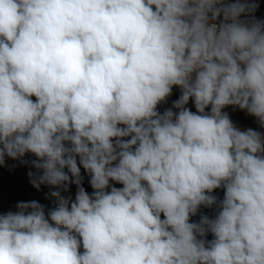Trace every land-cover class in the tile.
Returning a JSON list of instances; mask_svg holds the SVG:
<instances>
[{
    "label": "clouds",
    "instance_id": "obj_1",
    "mask_svg": "<svg viewBox=\"0 0 264 264\" xmlns=\"http://www.w3.org/2000/svg\"><path fill=\"white\" fill-rule=\"evenodd\" d=\"M258 7L0 0V166L76 186L47 215L35 200L0 215V264H264V132L224 111L264 129ZM201 206L216 216L191 222Z\"/></svg>",
    "mask_w": 264,
    "mask_h": 264
},
{
    "label": "rangeland",
    "instance_id": "obj_2",
    "mask_svg": "<svg viewBox=\"0 0 264 264\" xmlns=\"http://www.w3.org/2000/svg\"><path fill=\"white\" fill-rule=\"evenodd\" d=\"M264 14V12H261ZM181 92L178 87H173L172 94L166 99V109L172 108L173 102L177 100ZM193 112L196 111L195 106L192 101H189L187 105ZM165 109V110H166ZM173 111H177L173 109ZM225 112L229 114L230 119L233 121L234 125L241 130H246L252 128L253 130H259L264 132L259 125V122L254 116L247 113L246 110H240L238 107H227L224 109ZM36 159L32 154H26L24 160L31 161ZM29 171L34 174L37 170L32 167L31 163L22 164L19 161L6 158V163L0 166V215L6 214L9 211H14V205L19 201H37L45 208V214L47 215L50 211L58 207L57 198L52 195L54 191H60L61 195L68 196L71 195L73 199L75 198L76 186L70 185L69 191L64 192L58 189L56 186H51L47 184H41L39 188L32 185L31 179L28 176ZM81 174L83 176L82 186L90 194L89 190V180L90 175L84 171L81 167ZM91 186V185H90ZM116 187H122V185L116 184ZM91 191H94L91 187ZM217 214V209L209 218H214Z\"/></svg>",
    "mask_w": 264,
    "mask_h": 264
},
{
    "label": "trees",
    "instance_id": "obj_3",
    "mask_svg": "<svg viewBox=\"0 0 264 264\" xmlns=\"http://www.w3.org/2000/svg\"><path fill=\"white\" fill-rule=\"evenodd\" d=\"M166 104L167 102H162L160 105H158V110L160 112H163L166 109ZM206 111H210V109H206ZM87 186H89V190H90V194L93 192L91 191V186L87 184ZM213 195L217 196L218 199H223L224 196V189H216L214 190V192L212 193ZM216 211V207L213 206L211 208L208 207H203L201 206V208L199 209V211L197 212V214L195 216L191 217V222H199L201 216H208L210 217L212 215V213H214Z\"/></svg>",
    "mask_w": 264,
    "mask_h": 264
},
{
    "label": "built area",
    "instance_id": "obj_4",
    "mask_svg": "<svg viewBox=\"0 0 264 264\" xmlns=\"http://www.w3.org/2000/svg\"><path fill=\"white\" fill-rule=\"evenodd\" d=\"M256 3H258L259 7L258 9L256 10L255 12V16L258 18V19H261V20H264V14H261V12H264V0H256ZM207 239H212V236L211 234H209L207 236Z\"/></svg>",
    "mask_w": 264,
    "mask_h": 264
}]
</instances>
